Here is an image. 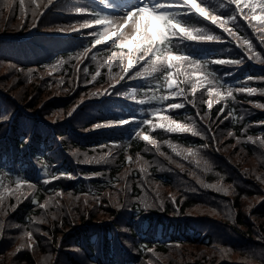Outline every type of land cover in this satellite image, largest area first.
Here are the masks:
<instances>
[{
    "label": "trees",
    "instance_id": "obj_1",
    "mask_svg": "<svg viewBox=\"0 0 264 264\" xmlns=\"http://www.w3.org/2000/svg\"><path fill=\"white\" fill-rule=\"evenodd\" d=\"M44 1L37 0L34 5L24 0L22 10L20 0H0L1 34L20 25L10 37L24 33L20 21L32 19ZM222 3L226 5L223 8ZM204 4L222 18L236 15L235 22L227 26L239 39L197 15H181L185 24L221 39L178 48L175 45L184 40H175L173 53L206 63L224 98L209 97L207 85L197 90L193 101L191 85L183 84L185 95L172 99L185 107L161 113L189 125L202 119L203 130L214 132L227 146L229 151L222 156L217 148L193 150L198 153L195 158L186 152L178 156L165 141L196 146L202 143L201 135L166 133L152 124L143 125L149 107H162V101L130 107L126 103L131 101L119 95L122 83H114L110 94H102L120 73L115 62L111 69L105 64L118 56V48H96L93 28L83 30L82 35L61 33L69 28L71 17H77V23L92 18L70 12L77 8L92 12L87 2L68 0L64 5H52L38 17L37 24L52 51L45 44L31 53L29 47L35 50L32 37L19 45L33 61L50 63L49 68L71 58L62 70L37 86L28 84L23 94L0 65V264H264V124L260 123L264 122V107L256 106L264 105L260 91L264 89V46L257 38L264 34H254L227 0H204ZM245 39L252 42L259 59H249ZM11 47L0 45V50ZM214 59L243 62L221 65L212 63ZM21 68L24 71V64ZM14 77L18 75L14 73ZM158 79L162 80L163 74ZM21 85L24 87V80ZM229 86L232 96L227 95ZM241 87L257 91H237ZM160 90L154 88L157 97ZM210 99L216 101L211 109L206 103ZM221 108L225 109L222 115ZM119 121L126 122L111 126ZM97 124L102 126L97 128ZM195 127L202 132L200 125ZM137 131L149 135L165 155H159ZM183 148L188 147L177 149ZM86 157L89 162H83ZM101 157L107 162L96 163ZM142 167L146 171L141 172ZM58 175L61 178L51 179ZM167 177L172 178L171 183ZM16 179L25 181L17 192V196L24 193L20 199L11 195ZM45 179L51 182L45 184ZM57 191L61 195L57 196ZM46 201L41 209L39 204ZM41 217L43 223L38 222ZM25 232L35 239L30 241Z\"/></svg>",
    "mask_w": 264,
    "mask_h": 264
},
{
    "label": "snow or ice",
    "instance_id": "obj_2",
    "mask_svg": "<svg viewBox=\"0 0 264 264\" xmlns=\"http://www.w3.org/2000/svg\"><path fill=\"white\" fill-rule=\"evenodd\" d=\"M55 0H47V4L44 5L45 10L49 8ZM31 3L36 5L37 0H31ZM228 5L236 6V13H239L241 17L248 23L249 27L253 29V33H262L264 34V0H227ZM225 4H221L220 7H225ZM20 7L23 10L24 0H20ZM257 8L259 11L257 12ZM244 9H248L249 12L245 13ZM78 15H91L93 18L90 20H85L84 22L79 24V29L73 30H82L93 28V34L98 35L100 38L95 39L94 45H104L108 41H111L113 37H116L118 41V45L120 47H129V45L135 43V49L129 50L126 54L127 63H124L125 55L120 54L118 56H114L113 60L105 61L106 66L111 69L113 66V62L117 64L120 68V73L113 77L115 83H119L124 79H136V78H151L156 79L157 75H160L164 72V69L167 68V74L163 76V79L166 84V89L168 95L157 97L154 93L151 96H147L146 99H141L138 102L146 103L152 100L166 101L169 97H178L184 96L187 90L186 87H181V84L187 86L189 83L191 85V92L193 93V101L195 100V93L199 88H204L205 85H209L208 87V95L212 97L215 94L216 97L221 99L224 98V93L219 90V85L217 84L215 77L212 76L210 72L206 69V63L197 62L195 58H189L186 55H177L173 53V42L175 40H187L190 42H220V37L209 34L204 31L202 28L192 27L185 24L179 17L181 15H197L205 20H209L212 24L220 27L225 33L229 36L237 37V33L229 28L227 25L229 22H235L236 15L222 18L219 15L213 14L208 7L204 4V0H140L139 4L131 9H129L123 16L117 18H110L106 15H101L98 13L87 12L83 8H77L76 13ZM35 15V13H34ZM43 15V13H40ZM253 21L257 22V25H253ZM35 26V25H34ZM95 26H98L102 29L99 33H96ZM131 29V36L125 34V32L120 31L121 29ZM123 37V39H121ZM261 46H264V35H260L257 37ZM239 39V37H237ZM244 43L248 46V51L251 53L249 55V59H252L253 56L259 59V53L255 51L252 46V42L250 40L245 39ZM177 48L179 45H175ZM88 49L84 50V54H87ZM95 59V57H93ZM183 62L187 63V67L191 69V72L184 71L181 72L179 65ZM243 61L242 60H225V59H214L212 63L216 64H235L239 65ZM264 62V61H261ZM63 63V62H61ZM145 65L146 67H141L139 70L135 71L134 74L130 73L137 65ZM172 69H176V76H183L184 79L178 80L174 78V74ZM87 74V68L84 69ZM99 72V69H97ZM51 74V73H50ZM193 76H195V80L193 81ZM209 77H212L211 79ZM252 79V78H248ZM264 79V78H261ZM92 80H96V75L92 76ZM216 85V86H212ZM106 89L102 94L107 95L110 94L111 87ZM156 87L161 88L165 87V85H161L157 80ZM237 91L245 92L248 94H252L257 91L252 87H241L238 88ZM264 93V89L260 90ZM93 95H96L93 93ZM228 96H232L231 86H229V90L227 92ZM134 100L135 96L133 97ZM216 102L214 100L207 101L208 108L211 109L213 103ZM257 107H264V105H256ZM185 105L182 103H173L167 106L164 109V112H168L175 109L184 108ZM193 107L195 104L193 103ZM225 109L221 108L220 115L224 113ZM161 107H157L152 109L149 112V115L153 118H157L161 121H167L168 123H160L153 124L152 127L163 128L168 132L172 133H190L193 136H200L201 133L196 130L195 124L189 125L187 123H179L174 121L170 116L164 114L161 115ZM71 114V113H70ZM232 115V113H229ZM227 118V117H226ZM126 121L114 122L111 126H119ZM264 124V122H260ZM143 125L151 124V120L144 119L142 121ZM102 125L97 124L96 127L99 128ZM137 136H140L144 141H147L156 148V151L159 155L164 156L165 153L160 151L159 145L149 136V135H141L139 131L136 132ZM229 136H232L233 133L229 132ZM248 140L251 141L252 137H248ZM169 148H171L176 155H183L185 152L188 156L196 157L198 155L197 152H194L191 147L183 148L181 150H177V145H174L171 141H165ZM261 143H264V139H261ZM117 147L118 145H113ZM207 147V145H204ZM148 151V149H145ZM112 154L111 149L108 152V156ZM137 159H140L139 155ZM170 159V158H169ZM101 161L107 162L106 157H101L96 160V163H100ZM89 162L88 158H85V161ZM145 165L148 164V161L143 162ZM141 172L146 171L145 168L140 169ZM67 176V178H72L70 174H63ZM61 178L59 175L54 176L51 179H59ZM45 184L50 183V179H45L43 181ZM25 183V181L21 179H16L15 190H11V195L16 196L17 199H20V196H23L24 193L20 192L19 196H17V192L21 189V186ZM29 188H34L35 186L32 184H28ZM218 191L221 189H217ZM4 191H9V189H4ZM226 191V190H225ZM56 195L59 196L61 193L59 191L56 192ZM51 199V198H50ZM3 203V192H0V204ZM37 202L33 201L35 205ZM48 202L39 204L41 209L46 207ZM18 206V205H17ZM14 210V207H13ZM40 223H43V217L39 219ZM15 226V225H14ZM0 227H3V224L0 223ZM25 236L28 237L30 241H33L35 237L31 232H25ZM32 245H29L31 247ZM23 247V246H21ZM19 251V249L17 250ZM151 251V249H149Z\"/></svg>",
    "mask_w": 264,
    "mask_h": 264
},
{
    "label": "rangeland",
    "instance_id": "obj_3",
    "mask_svg": "<svg viewBox=\"0 0 264 264\" xmlns=\"http://www.w3.org/2000/svg\"><path fill=\"white\" fill-rule=\"evenodd\" d=\"M83 1L89 2L90 3V6L94 5L95 8H100L101 7V1L100 0H96L95 2H92L91 0H83ZM139 2H140V0H139ZM129 9L130 8L128 6H125L122 3H115L113 1L109 5H105V8L103 9V11H104V15H106V16H108L110 18H117V17L123 16ZM37 20H38L37 19V15H35L32 19H31V17H29V18L26 17V18H24V20H21L20 21V23H22L24 25V28H23V30H25L24 33H26L27 36H30V35L33 36V38L36 39V40L41 37V34L39 33L40 30L37 27L33 26L34 22H37ZM69 20H70V24H72L74 22L75 18L74 17H71V18H69ZM78 28H79V25H78ZM69 29H71V26H69ZM95 30H96L97 33H99L100 31H102V29L99 28L98 26H95ZM120 31L125 32V34L128 35L129 37L131 36V29L125 28V29H121ZM97 38H100V37L97 35ZM121 39H123V37H121ZM99 46H101V45H96V48H98L99 50H102V51H103V49H108V48L113 47V46L117 47L118 48L117 54L118 55H120V54H124L125 55V60H124V63L125 64L127 63V56H126V54L129 52L130 48L134 50L135 47H136L135 46V43L129 45V47H120L118 45V41L116 40V37H113V39L111 41H108L106 44L102 45V47H99ZM244 46H246V45L244 44ZM70 59L71 58H69L66 61H62L63 63L60 62L54 68H49V69L43 70V71H42V69L40 67L32 68L27 73V76L28 77H32V76H35V75L40 74V73H42L44 75H48V76L54 75L55 72L57 73L60 70H62L63 65L64 64H68L69 61H70ZM0 65L2 67V72H6V71L7 72L8 71L10 72L11 67L9 66L8 63L2 62V63H0ZM141 67H146V66L145 65H142V64L141 65H137V67L133 69L134 72L137 71V70H139ZM179 68H180V71L181 72H184V71L190 72V70H191V69H189L187 67V63L186 62L181 63L179 65ZM172 71H173V74H174V78H176V79L177 78H182V80L184 79V77L182 75L181 76H176V69H172ZM59 78L61 80L63 78V76L61 75V76H59ZM157 79H158L157 77H156L155 80L154 79H150L149 80V83L145 87L142 88V91H139L138 90L137 85L132 82V79H124L121 82H119V83H122V85H120L118 87L119 95L124 96L125 98L129 99L131 102H128L126 104H128L130 107H133V106H135V105H137V104L140 103V102H138L139 100L146 99L147 96H151L152 95L151 85L154 82H156ZM194 80H195V76H193V81ZM28 82H29L28 79H26V80L24 79V83L25 84H24V87H23L20 84L21 83V79H18V81H17L16 86H18V88H20V89L23 90V92H22L23 94H25L28 91V86H27L28 85ZM114 83L115 82L113 80L112 84H114ZM116 84H118V83H115V85ZM73 85H74V83H73ZM189 85H190V83L188 84V86ZM134 96H135V99L136 100L133 99ZM20 97H22V96H20ZM155 108H157V107H154L152 109H155ZM161 115H163V114H161ZM147 117H148L149 120H151V123H153V124H157L158 125L160 123H165V124L168 123L167 121H161V120H159L157 118L151 117L149 115V113H148V116ZM221 147H222V149H223L224 152H228L229 151L227 149V146L226 145L222 144ZM173 168H176V167L173 166ZM152 206L155 207L156 206V203L153 202Z\"/></svg>",
    "mask_w": 264,
    "mask_h": 264
},
{
    "label": "bare ground",
    "instance_id": "obj_4",
    "mask_svg": "<svg viewBox=\"0 0 264 264\" xmlns=\"http://www.w3.org/2000/svg\"><path fill=\"white\" fill-rule=\"evenodd\" d=\"M148 233L152 234V232H148Z\"/></svg>",
    "mask_w": 264,
    "mask_h": 264
}]
</instances>
